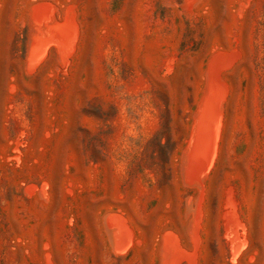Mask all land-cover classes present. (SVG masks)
Wrapping results in <instances>:
<instances>
[{
    "label": "rangeland",
    "instance_id": "rangeland-1",
    "mask_svg": "<svg viewBox=\"0 0 264 264\" xmlns=\"http://www.w3.org/2000/svg\"><path fill=\"white\" fill-rule=\"evenodd\" d=\"M0 264H264V0H0Z\"/></svg>",
    "mask_w": 264,
    "mask_h": 264
},
{
    "label": "bare ground",
    "instance_id": "bare-ground-1",
    "mask_svg": "<svg viewBox=\"0 0 264 264\" xmlns=\"http://www.w3.org/2000/svg\"><path fill=\"white\" fill-rule=\"evenodd\" d=\"M75 27V26H74ZM200 152V151H199Z\"/></svg>",
    "mask_w": 264,
    "mask_h": 264
}]
</instances>
